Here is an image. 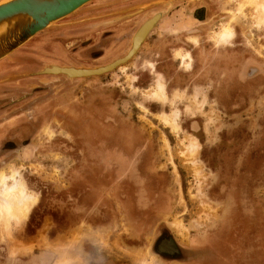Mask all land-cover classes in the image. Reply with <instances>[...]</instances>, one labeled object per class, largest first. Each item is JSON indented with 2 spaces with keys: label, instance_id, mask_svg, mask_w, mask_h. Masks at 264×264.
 <instances>
[{
  "label": "rangeland",
  "instance_id": "374dc122",
  "mask_svg": "<svg viewBox=\"0 0 264 264\" xmlns=\"http://www.w3.org/2000/svg\"><path fill=\"white\" fill-rule=\"evenodd\" d=\"M261 4L92 0L2 59L0 175L29 206L0 264H264ZM154 17L113 70L41 72L108 65Z\"/></svg>",
  "mask_w": 264,
  "mask_h": 264
},
{
  "label": "water",
  "instance_id": "95a60500",
  "mask_svg": "<svg viewBox=\"0 0 264 264\" xmlns=\"http://www.w3.org/2000/svg\"><path fill=\"white\" fill-rule=\"evenodd\" d=\"M90 1L92 0H1L0 59L22 46L37 33L75 12ZM152 19L156 20L157 18L154 17ZM138 48L133 53L129 51L126 56L105 66L88 68L53 64L50 67H45L41 72L63 73L69 77L98 75L113 70L117 66L127 62L136 53ZM109 65L112 66L109 67ZM53 68L56 70H52Z\"/></svg>",
  "mask_w": 264,
  "mask_h": 264
},
{
  "label": "bare ground",
  "instance_id": "6f19581e",
  "mask_svg": "<svg viewBox=\"0 0 264 264\" xmlns=\"http://www.w3.org/2000/svg\"><path fill=\"white\" fill-rule=\"evenodd\" d=\"M261 9L264 12V5L261 4ZM155 19L146 22L137 31L133 39V47L131 49L132 53L140 46L141 42L144 40L149 29L153 26ZM224 38H229L231 36V31L229 28H225L223 35ZM112 65H109L111 67ZM56 70V69H52ZM4 174L0 175V215L8 222L9 218H17L21 220L27 213L29 206V197L25 193L24 188L19 183L15 182L13 185H7L5 182ZM4 222V221H3Z\"/></svg>",
  "mask_w": 264,
  "mask_h": 264
},
{
  "label": "flooded vegetation",
  "instance_id": "af4514ba",
  "mask_svg": "<svg viewBox=\"0 0 264 264\" xmlns=\"http://www.w3.org/2000/svg\"><path fill=\"white\" fill-rule=\"evenodd\" d=\"M201 8V6H198L195 9V13H198L203 16L204 11H201ZM156 249L160 253L169 257H178L177 255L180 251L179 246L177 245V243H175L173 238L165 235L159 239L158 243L156 244Z\"/></svg>",
  "mask_w": 264,
  "mask_h": 264
},
{
  "label": "crops",
  "instance_id": "0c3cea01",
  "mask_svg": "<svg viewBox=\"0 0 264 264\" xmlns=\"http://www.w3.org/2000/svg\"><path fill=\"white\" fill-rule=\"evenodd\" d=\"M17 50V49H16ZM15 51V50H14ZM14 51L13 52H11L10 54H12V53H14ZM9 54V55H10ZM9 55H7L6 57H8ZM6 57H4V58H6ZM4 58H2V59H4ZM2 59H0V61L2 60ZM17 61V60H16ZM25 61H27V60H25V58H22L20 61H18V63H25Z\"/></svg>",
  "mask_w": 264,
  "mask_h": 264
}]
</instances>
